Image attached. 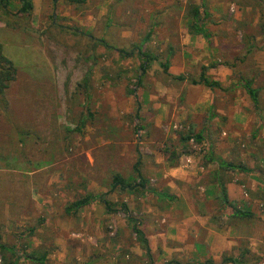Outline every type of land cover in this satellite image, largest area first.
Returning <instances> with one entry per match:
<instances>
[{"label": "rangeland", "instance_id": "rangeland-1", "mask_svg": "<svg viewBox=\"0 0 264 264\" xmlns=\"http://www.w3.org/2000/svg\"><path fill=\"white\" fill-rule=\"evenodd\" d=\"M32 3V12L18 24L7 25L0 12V45L16 69L0 108V244L12 248L0 252V264L17 257L18 264H36L25 256L44 254V264H86L92 257H99L96 264H151L128 214L146 234L150 220L142 202L154 200L165 210L169 201L112 190L115 174L128 181L136 177L137 162L148 187L159 192H167L163 171L171 165L201 169L212 153L250 166L264 184V34L256 1ZM19 6L10 0L8 10L16 13ZM191 6L208 12L204 24L210 43L191 34ZM195 36L205 42V58L194 65L199 51L193 47ZM248 44L258 49L247 53ZM134 47L153 59L144 74L143 57L135 50L131 57L120 53ZM203 62L214 64L206 72L224 91L175 81L162 68L168 63L173 76L198 77ZM243 80H251L259 91L257 108L245 94ZM203 91L210 104L205 115H194L191 107L203 99ZM210 111L215 118L207 121ZM196 127L205 128V138L193 146L189 138L198 134ZM228 175L246 201L234 205L252 210L253 219L264 224L263 204L247 194L264 191V186L249 190L247 174ZM87 195L102 196L117 211L107 213L94 201L75 214L64 212ZM212 206L221 215L220 202ZM246 241L257 258L253 264H264V237L255 244ZM154 248L152 264L211 258L207 251L204 257L186 251L163 256L161 246Z\"/></svg>", "mask_w": 264, "mask_h": 264}, {"label": "crops", "instance_id": "crops-1", "mask_svg": "<svg viewBox=\"0 0 264 264\" xmlns=\"http://www.w3.org/2000/svg\"><path fill=\"white\" fill-rule=\"evenodd\" d=\"M192 42L195 50L199 48V51L195 53V65L198 60L205 58V42L198 36L193 37ZM184 43L188 44L186 41ZM202 66H205V62ZM184 69L180 70L183 71ZM199 75L200 71L198 72ZM193 76H196V73L193 72ZM202 97L203 99L191 107L192 114L205 115V108L210 103L209 99L205 98V91H203ZM192 124L198 126L195 122ZM196 129L198 133L202 132L205 138V128L201 127L199 130L196 127ZM212 155L219 159L214 153ZM195 161L196 163L200 162V159L197 158ZM203 162L204 167L202 166L201 169L200 167L194 168V166L187 167L188 169L173 166L165 172L163 171L165 181H163L162 186L167 192L162 191L161 193L172 197V200L166 201L168 204H166L165 210L160 209L154 200L147 204L141 200L145 207L142 212L146 219L150 220L145 227L148 231L146 235L151 252L155 250L154 245L161 246L163 256L167 254L169 257L174 252L181 251L200 253L201 257H204L205 251H207L215 262H219L223 253L230 252L233 247L237 246L238 240L247 239L255 244L263 239L264 229H259V225L264 224L258 223L257 219L230 218L225 215L223 210L221 215L217 213L215 206H212L219 201L220 186L213 178L217 166L208 164L205 168V158ZM244 167L249 171V173H245L249 181L247 184L249 190L257 186H264L250 166ZM225 187L229 202L236 205L246 202L242 201L241 191L235 182H229ZM236 207L243 209L241 206ZM244 210L252 212L250 209ZM164 223L166 224L165 227L163 226ZM158 228L161 229L157 230Z\"/></svg>", "mask_w": 264, "mask_h": 264}, {"label": "trees", "instance_id": "trees-1", "mask_svg": "<svg viewBox=\"0 0 264 264\" xmlns=\"http://www.w3.org/2000/svg\"><path fill=\"white\" fill-rule=\"evenodd\" d=\"M254 1H256L258 5L261 7L260 8L261 9L260 28L264 34V0H254ZM69 2L83 3L84 0H69ZM18 3L20 6L17 12L12 13L8 10L9 5H10V0H0V12L7 25L18 24V22L22 20L23 17L29 16L33 10L32 0H18ZM189 14L192 20L194 21V24L192 27L193 32L191 34L201 36L203 39L207 41V43H210V35L204 24V19L209 17L208 12L206 10L201 12L200 8L191 6ZM148 39H149V35L146 36L145 41ZM255 49H258L255 45L248 44L246 48V52L251 53ZM134 50L137 52V54H139L141 57L144 58V61L142 62L140 66L141 72L142 74H144L146 70L149 68V65L153 61V59H151L147 54L143 53L141 48L134 47L132 51H129V52L120 51V53L128 57H131L133 55ZM162 68L165 74L171 77L175 81L186 82L187 84L191 86H202V87L208 88L211 91L213 90L224 91L225 90L217 79L211 78L206 72L208 68H214V64H211L209 67L201 66L200 75L198 77L185 76V75L173 76L170 73H168V69H169L168 63L163 64ZM15 76H16V69L14 68L12 63L3 55L2 46L0 45V108L1 109H3L5 105L2 97L8 91L11 82H13L15 79ZM138 82H140L139 79H138ZM242 88L244 89L245 94L248 96V98L252 102L253 106L257 108L259 104V91L252 87V81L243 80ZM133 93H134L133 91L128 92V94L130 95H132ZM139 111H140V107L138 104H136L135 117L138 120L140 119ZM213 118H215V115L214 113H212V111H210L207 117V121H210ZM194 139L197 142L203 141L204 139L203 133L200 132L194 135ZM182 140L187 141L188 138H184ZM204 158H205L206 163L215 164L217 166V170L213 173V178L220 186L218 200L221 206L223 207V211L225 215L230 218H237L240 220L253 219L255 217L253 212L247 211L244 209H239L234 205V203L229 202L226 187H225L226 184L230 182V177L228 173L239 172V173L245 174V173H249V171L242 165H236V164L227 162L225 160L216 159L213 157L212 154H208V156ZM171 166H175V164ZM133 170H134L136 177L132 179L131 181H128L122 178L119 174H115L112 177V190L118 189L121 192L123 191L137 192L139 195H144L145 193H151L155 196H158L161 199H165L168 201L172 200V197L170 195L158 192L148 187L147 179H145V177L141 174L139 170V162H137L134 165ZM247 194L250 197H253L259 200L264 206V191H260V190H257L254 192L247 191ZM94 201H98L104 207L107 213H115L117 211L115 204L110 203L107 200L103 199L102 196L87 195L69 204L68 207L65 208L64 212L68 215L75 214L80 209L93 203ZM121 209L126 211L128 214V209L125 204L121 205ZM128 218L132 224L131 225L132 233L136 236V240L140 246V249L144 252L146 260L152 264L153 260H152L151 250H150V246H149V242H148L146 234L139 227L137 220L130 217L129 214H128ZM10 249L12 248H8L5 245L0 244V252H7ZM254 255L255 254L248 247V242L245 239H241L237 241V246L233 247L230 252H225L221 255L219 262H215L212 258H210V259H206L205 261L201 263L189 262V261L181 263L176 260H171L167 262L166 264H253L256 262V259H257ZM25 258L32 263L44 264L46 261V254L42 255L41 257H35L33 255H26ZM19 259L20 257H17L14 261H11L10 264H18ZM98 259L99 257H92L90 261L87 262L86 264H96Z\"/></svg>", "mask_w": 264, "mask_h": 264}, {"label": "built area", "instance_id": "built-area-1", "mask_svg": "<svg viewBox=\"0 0 264 264\" xmlns=\"http://www.w3.org/2000/svg\"><path fill=\"white\" fill-rule=\"evenodd\" d=\"M196 142H197V141L194 139V137H190V138H189V143H190L191 145L194 146V145L196 144ZM189 162H190V160L188 161V163H189Z\"/></svg>", "mask_w": 264, "mask_h": 264}]
</instances>
